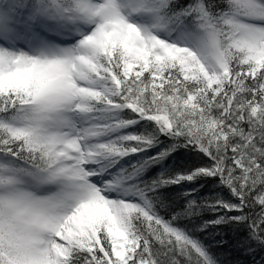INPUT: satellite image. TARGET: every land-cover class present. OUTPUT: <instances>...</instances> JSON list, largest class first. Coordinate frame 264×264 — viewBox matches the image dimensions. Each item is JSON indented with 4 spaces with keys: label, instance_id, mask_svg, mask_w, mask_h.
<instances>
[{
    "label": "snow or ice",
    "instance_id": "6c2138e0",
    "mask_svg": "<svg viewBox=\"0 0 264 264\" xmlns=\"http://www.w3.org/2000/svg\"><path fill=\"white\" fill-rule=\"evenodd\" d=\"M224 226L264 253V0H0V264H221Z\"/></svg>",
    "mask_w": 264,
    "mask_h": 264
},
{
    "label": "trees",
    "instance_id": "16d2710c",
    "mask_svg": "<svg viewBox=\"0 0 264 264\" xmlns=\"http://www.w3.org/2000/svg\"><path fill=\"white\" fill-rule=\"evenodd\" d=\"M175 196V192L171 193ZM225 195L227 193L225 192ZM204 219L210 218V214H205ZM220 236H214L209 234H199L200 238L209 246L210 251L220 260L221 264H253L255 260L256 264H260L264 253L258 252L254 257L246 255L245 252L238 248L237 240H242L246 231L236 230L235 226H224L218 229ZM223 238L226 243L223 245H218L216 240Z\"/></svg>",
    "mask_w": 264,
    "mask_h": 264
}]
</instances>
